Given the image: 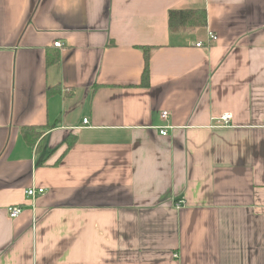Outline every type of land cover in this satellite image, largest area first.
<instances>
[{
	"label": "crops",
	"instance_id": "1",
	"mask_svg": "<svg viewBox=\"0 0 264 264\" xmlns=\"http://www.w3.org/2000/svg\"><path fill=\"white\" fill-rule=\"evenodd\" d=\"M0 264H264V0H0Z\"/></svg>",
	"mask_w": 264,
	"mask_h": 264
},
{
	"label": "trees",
	"instance_id": "2",
	"mask_svg": "<svg viewBox=\"0 0 264 264\" xmlns=\"http://www.w3.org/2000/svg\"><path fill=\"white\" fill-rule=\"evenodd\" d=\"M168 28L171 33L178 34L183 32H193L197 30V28H204L208 24L207 11L205 8H197V9H171L168 11ZM143 52L144 58V69L141 74V82L138 85H130L129 87L136 88H148L150 86V60L152 56V52L155 49L151 46H140ZM59 61V55L55 56L53 59H47L46 64L52 65L55 62ZM101 85H97L93 87V93H95ZM55 92H59V88H55L50 90L48 94H55ZM66 97H70L73 95L72 93L66 94ZM51 129V126L44 125L42 127L39 126H25L21 129L22 139L29 145L31 148H34L36 153H39L45 147L46 142V132ZM76 136H68L65 141L66 149L64 150L63 155L60 157L61 160L69 150L77 142Z\"/></svg>",
	"mask_w": 264,
	"mask_h": 264
},
{
	"label": "built area",
	"instance_id": "3",
	"mask_svg": "<svg viewBox=\"0 0 264 264\" xmlns=\"http://www.w3.org/2000/svg\"><path fill=\"white\" fill-rule=\"evenodd\" d=\"M208 38H209V42H212V41L214 42V41H217V39H218V35H216V34L213 33V32H210V33L208 34ZM54 46H55V47H58V48H61L62 43L59 42V41H56V42H54ZM196 46H197V47L202 46V42H198V43L196 44ZM161 116H162L163 119H165V118L168 117V113H167V112H163ZM220 118H221V120L223 121L224 125H228V124H229V121L232 119L230 114H224V115H222ZM84 122H85V123H88L86 119L84 120ZM160 134H162V135H167V132H166V128H165V127H162V128L160 129ZM45 191H46L45 188H36V187H32V188H30L29 190L26 191V195H27L29 198H30V197L35 198V197H37V196H39V195H43ZM179 207H180V206H179ZM7 212L9 213V216H10L11 219H16L17 217H19V216L21 215V213H22L23 211H22V207H21V206L16 205V206H10V207H8V208H7ZM176 256H177V255H176Z\"/></svg>",
	"mask_w": 264,
	"mask_h": 264
}]
</instances>
